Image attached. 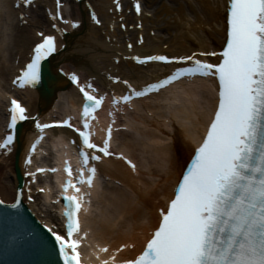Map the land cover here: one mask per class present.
I'll use <instances>...</instances> for the list:
<instances>
[{"label":"bare ground","instance_id":"bare-ground-1","mask_svg":"<svg viewBox=\"0 0 264 264\" xmlns=\"http://www.w3.org/2000/svg\"><path fill=\"white\" fill-rule=\"evenodd\" d=\"M63 1L66 6L59 10L55 0H37L29 10H17L13 6L14 0H0V134L2 112L9 103V95L15 93L10 83L12 77L25 63L33 44L39 40L37 33L49 28L50 15L56 17L61 12L70 19V24L61 25L68 34L59 38L58 55L49 60L54 80L49 77L50 80L45 82L44 88L49 95L38 94L36 90L19 94L29 115H37L43 120L53 115L74 113V107L80 101L78 90L70 85L67 77L57 73L60 69L65 74L77 71L81 80L91 81L103 91L111 88L125 91L121 85L114 86L106 76L110 73L140 85L147 82L151 74L162 70L155 65L144 68L125 61L123 55L128 52L131 55L136 52L144 55L168 52L181 56L200 50H219L223 43L225 0H142L141 16L132 14L128 18L125 17V10L118 15L109 13L115 9L113 0ZM87 3L98 16L99 27L90 20L85 7ZM20 17H24L26 22ZM120 18L124 19L127 27L124 32L120 30L123 24L118 23ZM134 20L141 21L142 28L131 32L129 26L136 29ZM74 21L80 22V28L72 27ZM139 34L144 40L141 47L134 44L131 51H127L126 45L135 42ZM129 35L132 36L130 39L127 38ZM60 47L64 49L60 50ZM117 59L118 65L114 62ZM212 88L207 81L179 83L150 102H137V110L128 113L126 124L129 131L116 133L114 140L116 150L131 156L137 163V169L133 171L121 160L115 159H108L99 165V176L105 183L96 184L93 212L84 216L83 227L89 231L88 243L91 245V250L83 248L86 255H99L103 246L113 252L125 244L133 245L135 249L133 252L129 249L124 251L122 256L133 257L140 251L158 220L157 208L169 199L171 187L191 154L192 144L197 142L207 122L214 97ZM33 131L31 123H26L18 135L15 153L21 174V159L26 144L32 140ZM48 133L46 149L50 155L44 162L56 161L60 164L69 149L67 138L72 135L62 130ZM15 157V154L9 158L0 157V193L9 201L14 197L17 183L16 177L13 184L9 181V177L15 175ZM38 179L46 192L39 194L37 201L49 202L52 187L48 180L52 178ZM28 207L34 212L35 205ZM47 216L55 224L57 217Z\"/></svg>","mask_w":264,"mask_h":264},{"label":"snow or ice","instance_id":"snow-or-ice-1","mask_svg":"<svg viewBox=\"0 0 264 264\" xmlns=\"http://www.w3.org/2000/svg\"><path fill=\"white\" fill-rule=\"evenodd\" d=\"M25 2L31 6L34 0ZM57 8H62L60 0H57ZM135 10L141 13L139 3L135 5ZM225 11L226 46L222 52L193 53L178 59L160 55L143 59L134 57L140 65L160 62L188 66L140 91L133 89L128 81H123L129 88V94L114 97V105L118 106L121 102L128 105L134 98L159 93L183 79L211 77L219 83L218 107L206 137L196 149L191 168L183 176L167 209H161L159 227L151 234L144 250L121 264H264V0H229ZM57 18L68 23L62 15L53 17L54 20ZM92 18L100 23L94 14ZM20 19L25 20L24 17ZM72 26L78 28L79 24L73 23ZM39 35L43 37V42L34 48L31 62L16 81L21 88L40 84L42 62L57 51L55 37L45 36L42 32ZM216 55L222 57L217 64L197 58ZM70 79L84 97L83 130L73 128L71 118L64 121L63 126L73 128L81 138V168L75 183L68 162L64 169L68 176L62 187V198L66 202L63 212L66 233L58 234L52 228L48 231L58 246L62 264H82L81 249L88 233L83 230L79 217L82 211L88 213L89 198L95 188L98 169L92 162H102L104 157L115 154L110 151L111 126L102 145L94 143L93 133L88 131L90 120H96L94 113L104 103L105 97L97 98L85 87H80L77 75L72 74ZM87 87L92 92L96 91L92 85ZM11 105L9 127L12 134L0 144V149L9 151V146L16 139L18 123L34 119L16 100H12ZM35 127L43 132L53 125H41L37 121ZM35 150L34 144L31 151L34 153ZM116 158L125 160L133 171L136 170V165L123 155ZM26 163L31 166V156ZM57 171L55 168H39L27 175L35 182L38 175ZM39 191L45 192V189ZM20 196H23L22 192ZM3 203L0 200V204ZM127 247L125 244L118 251ZM100 251L108 253L109 249L103 247ZM101 264L110 262L104 260ZM111 264H116L115 255Z\"/></svg>","mask_w":264,"mask_h":264}]
</instances>
